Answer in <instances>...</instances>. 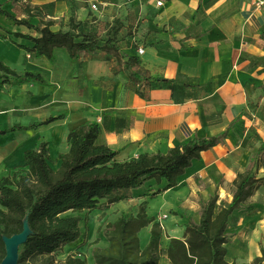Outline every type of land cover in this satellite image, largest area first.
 <instances>
[{
	"label": "crops",
	"instance_id": "obj_1",
	"mask_svg": "<svg viewBox=\"0 0 264 264\" xmlns=\"http://www.w3.org/2000/svg\"><path fill=\"white\" fill-rule=\"evenodd\" d=\"M90 1L79 0V4ZM0 2L6 9L12 2L19 4L21 14L15 15L25 18L28 16L23 13L24 7L40 6L42 17L57 22L52 27L54 30L60 29L58 20L67 9L66 0ZM108 3L112 7L107 11L124 21V28L116 36L121 40L123 53L139 57L140 62L130 69L141 78L137 82L128 79L124 74L128 66L126 58L120 63L117 57L105 52H81L79 59L72 61L64 49H57L56 61L51 64L27 52L25 61L19 62L21 69L40 70L55 86L30 83L18 89L32 88L33 109L43 115L40 121L52 115L65 113L67 116L45 126L50 134L41 133L38 139L40 129L16 131L17 145L7 155L10 159L5 155L0 157V178L11 168L23 165L25 151L37 148L42 141L49 142L51 164L58 168L59 153L69 149V132L87 121L99 123L97 142L119 150L117 158L121 161L143 153H166L194 134L214 136L233 123L225 141L204 151L201 159L193 160L180 176L178 186L157 195L155 200H148L146 195L164 188L165 179L161 184L152 179L141 187L122 190L128 199L90 212L87 242L80 238L63 247L66 254L62 260L74 254L94 264L95 246L109 245L100 228L116 221L123 213L136 214L139 205L148 200V214L160 221L165 230L158 264H172L168 257L170 238L185 239L188 218L199 223L200 202H207L216 191L217 210L232 201L238 173L249 167L252 156L264 143V0H165L161 7L156 0H108ZM82 7L77 16L79 22L88 19ZM129 16H134V21ZM29 20L40 24L37 17ZM0 25L12 31L30 32L3 16H0ZM130 26H134L132 37L127 36ZM17 41L33 46L26 39ZM0 42L11 52L3 58L0 54V58L18 70L15 63L18 57L21 59L22 51L8 39L0 37ZM139 47L145 48L143 54H139ZM145 76L170 81H147ZM5 88L15 89L6 85L0 90ZM14 121L13 112L0 107V129L17 125ZM8 135L1 137L8 138ZM259 176L264 177V163ZM241 211L233 214L227 229L231 235ZM144 228L139 232L142 248L149 242L152 225ZM143 230L147 234L144 245ZM231 237L226 244L229 263L238 261L231 251L234 247ZM95 241L97 244H92Z\"/></svg>",
	"mask_w": 264,
	"mask_h": 264
},
{
	"label": "trees",
	"instance_id": "obj_2",
	"mask_svg": "<svg viewBox=\"0 0 264 264\" xmlns=\"http://www.w3.org/2000/svg\"><path fill=\"white\" fill-rule=\"evenodd\" d=\"M42 12L40 6L32 8L27 5L23 8V13L28 17H18L0 2V16L12 21L17 27L24 26L30 31L25 33L20 29L12 31L1 27L3 32L0 31V37L10 40L19 49L36 57H46L52 63L56 61L57 48L64 49L72 61L78 60L81 52H105L117 57L120 63L126 58L128 66L124 74L134 82L141 78L130 69L140 62L139 57L123 53L121 40L116 34L103 37L97 31L75 32L82 23L76 24L73 16L70 17L71 30H54L52 27L57 22L42 17ZM31 17L39 18L40 24L32 23L29 20ZM18 39L29 40L33 46L21 44ZM144 80L170 81L150 76H145ZM30 82L50 85L41 72L19 71L0 58V87H22ZM66 116L65 113L51 116L29 126L13 125L0 129V136L17 130L38 129ZM232 124L214 136L199 137L194 134L166 153H143L124 161L117 158L119 150L97 142L100 135L97 121H87L69 132V149L59 153L58 168L51 164L48 141L40 142L37 148L27 149L24 164L11 168L7 175L0 178V264L7 256V241L24 232L26 238L19 247L18 264H56L55 254L65 245L80 238L87 242L90 212L109 208L128 199L127 195L121 193L122 190L141 187L152 179L159 184L165 179L167 185L146 195L151 198L178 186L180 176L192 165L193 160L201 159L204 151L225 141ZM263 163L264 143L252 156L249 167L238 173L234 182L233 199L228 205L217 210V191L207 202H200V222L196 223L188 218L185 239L170 238L168 257L172 264H238L236 261L229 263L226 260V244L232 236L227 229L234 212L249 207L248 201L264 184V177L259 176ZM148 204L149 201L144 200L136 214L123 213L116 221L100 230L109 245L105 248L95 246L93 249L97 264L159 263L165 230L160 221L148 214ZM83 221L84 231L80 226ZM149 225H152L150 239L147 246L142 248L139 232ZM61 264H88V261L70 254ZM243 264H264V246L261 248V255Z\"/></svg>",
	"mask_w": 264,
	"mask_h": 264
},
{
	"label": "rangeland",
	"instance_id": "obj_3",
	"mask_svg": "<svg viewBox=\"0 0 264 264\" xmlns=\"http://www.w3.org/2000/svg\"><path fill=\"white\" fill-rule=\"evenodd\" d=\"M93 2L97 3L98 8H99L98 11L92 10L91 5ZM66 3H67L66 13L64 15H61L60 16L61 19L58 20V27H60V28L69 27V29L71 30L72 24L70 21V17H72V16L75 18V23L76 24L79 23V21L77 20V16L81 10L82 5H83V7H82L83 10L85 8V11L88 14V19L84 22H81L82 25H80L79 28H76L75 30L73 29L75 32L96 30L98 33L99 32L101 33L100 34L101 36L103 35L104 37H107L109 35L117 34L125 26L124 21L122 20L121 17L113 15L112 13L107 11V9L109 7L110 8L112 7L111 4L108 3V0H92L90 2H83L82 5L79 4V0H66ZM17 5H19V4H14L12 2V4L9 5L8 9L10 11H12L14 14H17L19 16L21 14L22 9H19V7ZM127 18L128 19L132 18L131 20L134 21V16H129ZM65 20L67 21V23H65ZM1 27L2 26L0 25V31L3 32ZM73 27H74V25H73ZM127 33H128L127 36H130V37L134 36V26H130L128 28ZM59 49H62V48H59ZM21 51H22L23 55H22L21 59L19 57L17 58L15 65L18 66V70H20V71L31 70V69H21L22 67H20L19 62L25 61L26 54H28L27 52H25L23 50H21ZM10 53L11 52L8 50L7 46H4L0 42V54H2V58H3V56H6L7 54H10ZM39 58L40 57L35 56V59H39ZM43 59H45L47 63H50V64L52 63L46 57H43ZM37 63H38V60H37ZM11 67H13V66H11ZM32 71H39L42 73V71H40V70H32ZM30 83H32L34 86H40V87L55 86V84L51 81H49L50 85L39 84L36 82H30ZM30 83H26V84H30ZM13 87L15 89L5 88L3 90H0V107L5 106L13 112V115L15 116V121L13 124L29 126L30 124H32L34 122H40V118L43 115H39L38 111L33 109L35 102L33 100L34 94L32 92V88H30V89L29 88L18 89L20 87H17V86H13ZM52 116H55V115H52ZM49 117H51V116H49ZM37 118H38V120H36ZM45 126H47V125L38 127V129H40V131L37 132L36 139H38L40 137L41 133L43 135H47V136L50 134L49 130H46ZM38 129H33L32 131H37ZM17 131H19V130H17ZM24 131H28V130H24ZM15 132H14V134L10 133L9 134L10 136L8 135L9 136L8 138L0 136V157L4 158V155H5V158L7 160L10 159L9 157H7V155L10 156V154H11L10 150H11L12 146L16 147V145H17V143H16L17 136H16ZM13 135H15V138L13 137ZM256 141L258 142L257 139H256ZM15 155H16V153L14 151L13 157ZM260 188L263 189L262 190L263 192L260 193L257 191V193L253 197L250 198V200L248 201L250 206L246 207L241 212H239V214H237L236 219H235L233 226H232V231H234V234L231 237V242H233L232 244L234 245V247L231 251L235 255H237V257H238L237 262L239 264H242L244 262H251L254 260V258L256 256L261 255V253L259 254V251L252 250V247H251L252 241H255L256 246H257L256 249H259L260 252H261V248L264 246V187H260ZM154 198H156V196L152 197V198L149 197L148 200H152ZM257 212H260V214L262 215V221H260V223H259L261 225L257 229H254L252 227V223H250V220H251L250 216H254V214H256ZM85 214H86V211L83 212V215H85ZM90 220H91V217H90V213H89V223H90ZM96 222L98 223L97 219H96ZM81 227L84 231L85 230L84 221L82 222ZM144 229H146V228H144ZM100 230H101V228H100ZM145 235H147L146 230H143V233L141 235V239H142L141 241L143 242V245L145 244V240H146V239L143 240ZM69 244H71V243H69ZM64 251H66L65 248H62L61 250L56 252V254H55L56 259H57L56 264H61L62 262H64V260H62L66 254V253H64ZM93 261L95 264V260H93Z\"/></svg>",
	"mask_w": 264,
	"mask_h": 264
},
{
	"label": "water",
	"instance_id": "obj_4",
	"mask_svg": "<svg viewBox=\"0 0 264 264\" xmlns=\"http://www.w3.org/2000/svg\"><path fill=\"white\" fill-rule=\"evenodd\" d=\"M26 238V232L15 236L7 241L6 248H7V256L4 259V261L1 264H18V259H19V247L21 243L25 240ZM12 242L16 243V249L15 251H10L8 248V244L10 245Z\"/></svg>",
	"mask_w": 264,
	"mask_h": 264
},
{
	"label": "bare ground",
	"instance_id": "obj_5",
	"mask_svg": "<svg viewBox=\"0 0 264 264\" xmlns=\"http://www.w3.org/2000/svg\"><path fill=\"white\" fill-rule=\"evenodd\" d=\"M251 220H250V223H252V227L254 229H257L261 224L260 221H262V215L260 214V212H257L256 214H254V216H250ZM262 223V222H261ZM16 243L12 242L10 245L8 244V248L10 251H15L16 249ZM251 247H252V250H256V251H259V254L261 253L259 249H256V243L255 241H252L251 242Z\"/></svg>",
	"mask_w": 264,
	"mask_h": 264
},
{
	"label": "built area",
	"instance_id": "obj_6",
	"mask_svg": "<svg viewBox=\"0 0 264 264\" xmlns=\"http://www.w3.org/2000/svg\"><path fill=\"white\" fill-rule=\"evenodd\" d=\"M164 3H165V0H156V4H157L158 7L163 6ZM91 8H92L93 11H98L99 10L98 5L95 2L92 3ZM144 51H145V48L139 47V49H138L139 54H143Z\"/></svg>",
	"mask_w": 264,
	"mask_h": 264
}]
</instances>
